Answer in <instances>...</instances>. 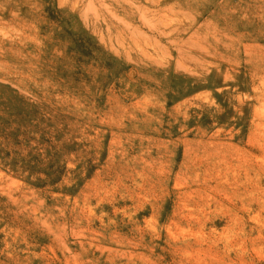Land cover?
Listing matches in <instances>:
<instances>
[{"label": "rangeland", "instance_id": "1", "mask_svg": "<svg viewBox=\"0 0 264 264\" xmlns=\"http://www.w3.org/2000/svg\"><path fill=\"white\" fill-rule=\"evenodd\" d=\"M0 148V264H264V0H0Z\"/></svg>", "mask_w": 264, "mask_h": 264}, {"label": "trees", "instance_id": "2", "mask_svg": "<svg viewBox=\"0 0 264 264\" xmlns=\"http://www.w3.org/2000/svg\"><path fill=\"white\" fill-rule=\"evenodd\" d=\"M15 136H17V133H7L6 134V137L8 138V139H12V138H15ZM51 148H53V149H56V147H54V146H51ZM13 152H16V151H13ZM13 152H6L5 151V149H3V148H0V156L3 154V153H5V155H6V158L9 156H11V154L13 153ZM17 153V152H16ZM4 155V156H5ZM59 155H60V152L58 151L57 153H56V155H55V158H54V162H53V164L50 166V167H48L47 169L49 170L48 172H47V177L48 178H52L53 177V179L51 180V182L53 183H55V182H57V181H59L60 179H61V172L62 171H59V169L61 168V165H60V160H59ZM2 158V157H1ZM5 158V157H4ZM3 158V159H4ZM53 160V159H52ZM5 161L7 162V164H9V165H11V166H16V158H13V159H11L10 161H7V159H5ZM26 165H25V167L24 168H32L33 170H36L39 166H41V165H43V162L41 161V160H38L37 161V164L36 163H34V165H33V167H31L32 165L30 164V163H25ZM63 170H64V168H62Z\"/></svg>", "mask_w": 264, "mask_h": 264}]
</instances>
